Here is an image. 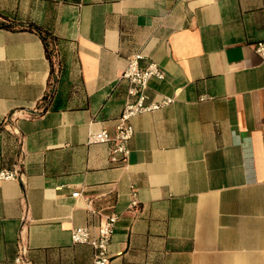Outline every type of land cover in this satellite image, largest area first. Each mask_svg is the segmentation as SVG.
I'll return each instance as SVG.
<instances>
[{"label":"crops","instance_id":"0c3cea01","mask_svg":"<svg viewBox=\"0 0 264 264\" xmlns=\"http://www.w3.org/2000/svg\"><path fill=\"white\" fill-rule=\"evenodd\" d=\"M7 24L6 26L2 24ZM58 37L67 107L42 110ZM264 0H0V264H92L71 229L115 214L109 264H264ZM141 53L149 100L124 161L107 142ZM131 186L138 199L130 206ZM78 192V195H72Z\"/></svg>","mask_w":264,"mask_h":264},{"label":"built area","instance_id":"2783aa9c","mask_svg":"<svg viewBox=\"0 0 264 264\" xmlns=\"http://www.w3.org/2000/svg\"><path fill=\"white\" fill-rule=\"evenodd\" d=\"M254 51L264 58V40L255 42ZM143 59L141 53L132 55L122 72V78L127 81V100L117 118V124L113 133L102 129L97 133L89 134L91 142H107L109 144V157L112 162L124 161L128 154V141L133 135L131 118L142 112H149L164 107L173 101V98L163 96L159 100H149L148 87L152 76L163 78V71L159 65L153 61L141 64ZM18 177L16 168L0 169L1 180H15ZM72 195H78L74 192ZM132 199L130 206L138 204L137 194L131 186ZM117 216L110 214L106 216L97 227L95 232H91L87 226H77L71 229L70 236L74 243H86L92 246V264H109L108 246L114 232ZM14 264H25L24 253H19L14 258Z\"/></svg>","mask_w":264,"mask_h":264},{"label":"trees","instance_id":"16d2710c","mask_svg":"<svg viewBox=\"0 0 264 264\" xmlns=\"http://www.w3.org/2000/svg\"><path fill=\"white\" fill-rule=\"evenodd\" d=\"M2 25L6 26L7 24L3 23ZM27 28L35 30L40 35L50 64L48 88L41 99L42 110L66 108L70 91L66 89L68 83L67 66L58 56V37L35 24L30 23Z\"/></svg>","mask_w":264,"mask_h":264}]
</instances>
